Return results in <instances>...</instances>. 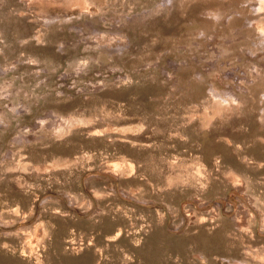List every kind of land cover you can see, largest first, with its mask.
<instances>
[{"label": "rangeland", "instance_id": "1", "mask_svg": "<svg viewBox=\"0 0 264 264\" xmlns=\"http://www.w3.org/2000/svg\"><path fill=\"white\" fill-rule=\"evenodd\" d=\"M0 264H264V0H0Z\"/></svg>", "mask_w": 264, "mask_h": 264}]
</instances>
